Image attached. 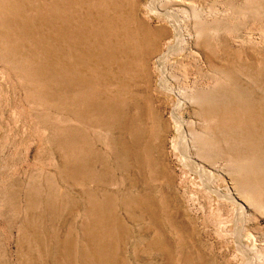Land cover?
<instances>
[{"label":"rangeland","instance_id":"374dc122","mask_svg":"<svg viewBox=\"0 0 264 264\" xmlns=\"http://www.w3.org/2000/svg\"><path fill=\"white\" fill-rule=\"evenodd\" d=\"M0 264H264V0H0Z\"/></svg>","mask_w":264,"mask_h":264},{"label":"bare ground","instance_id":"6f19581e","mask_svg":"<svg viewBox=\"0 0 264 264\" xmlns=\"http://www.w3.org/2000/svg\"><path fill=\"white\" fill-rule=\"evenodd\" d=\"M179 38V37H178ZM170 87V86H169Z\"/></svg>","mask_w":264,"mask_h":264}]
</instances>
